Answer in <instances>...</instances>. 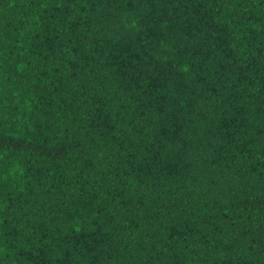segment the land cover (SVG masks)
<instances>
[{
	"label": "trees",
	"instance_id": "obj_1",
	"mask_svg": "<svg viewBox=\"0 0 264 264\" xmlns=\"http://www.w3.org/2000/svg\"><path fill=\"white\" fill-rule=\"evenodd\" d=\"M0 264H264V0H0Z\"/></svg>",
	"mask_w": 264,
	"mask_h": 264
}]
</instances>
